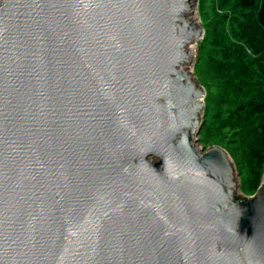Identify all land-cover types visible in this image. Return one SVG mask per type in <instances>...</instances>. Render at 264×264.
<instances>
[{
  "label": "water",
  "instance_id": "1",
  "mask_svg": "<svg viewBox=\"0 0 264 264\" xmlns=\"http://www.w3.org/2000/svg\"><path fill=\"white\" fill-rule=\"evenodd\" d=\"M195 2L0 0V264H264V182L195 146Z\"/></svg>",
  "mask_w": 264,
  "mask_h": 264
},
{
  "label": "trees",
  "instance_id": "2",
  "mask_svg": "<svg viewBox=\"0 0 264 264\" xmlns=\"http://www.w3.org/2000/svg\"><path fill=\"white\" fill-rule=\"evenodd\" d=\"M199 6L204 36L196 70L207 103L198 140L224 148L253 192L264 168V0Z\"/></svg>",
  "mask_w": 264,
  "mask_h": 264
},
{
  "label": "rangeland",
  "instance_id": "3",
  "mask_svg": "<svg viewBox=\"0 0 264 264\" xmlns=\"http://www.w3.org/2000/svg\"><path fill=\"white\" fill-rule=\"evenodd\" d=\"M189 16L190 18L198 25L202 28L203 30V26L201 25V10H200V6H199V0H196L195 3H192L191 5V9L189 11ZM203 36H204V30H203V35H202V38L199 40V41H196L194 44L190 45L188 48H187V51L188 54L190 55L189 57V62L184 68H188L186 70H188L191 74H192V77L195 79L196 83L198 86L202 87L203 91H204V97L200 100L202 103H203V109H202V121H203V115H204V112H205V106H206V103H207V100H206V95H207V91L206 89L204 88V86L202 85V83L200 82V76L197 75V61H198V54H199V43L202 42L203 40ZM202 127V125H201ZM201 130V128H200ZM200 132V131H199ZM199 135V133H198ZM196 136L195 139H196V143H195V146L198 147L199 149H201L203 152L206 151V150H209L211 147H217L218 149H221L222 151H224L227 156L229 157V160L232 162V165H233V177H234V183H235V194L234 196L237 197V198H250L252 197L256 191L258 190V188L260 187V185L262 184L263 180H264V168L262 170V175L260 177V181H259V184H258V187L253 190V192H251L250 190L246 189L247 187V180L245 177H242V182H241V176L238 174V171H237V167L235 166L231 156L227 153V151L222 148L220 145H215L213 143H205V144H202L199 140H198V137L199 136ZM200 139V138H199Z\"/></svg>",
  "mask_w": 264,
  "mask_h": 264
},
{
  "label": "bare ground",
  "instance_id": "4",
  "mask_svg": "<svg viewBox=\"0 0 264 264\" xmlns=\"http://www.w3.org/2000/svg\"><path fill=\"white\" fill-rule=\"evenodd\" d=\"M189 13H190V12L187 13V18L191 19V18H190L191 15L189 16ZM190 14H191V13H190ZM191 20H192V19H191ZM192 21H193V20H192ZM193 23H194V25H196V23H195L194 21H193ZM188 52H189V51H188ZM186 65H187V64H185V66H186ZM185 66H184V67H185ZM263 182H264V180H263Z\"/></svg>",
  "mask_w": 264,
  "mask_h": 264
}]
</instances>
